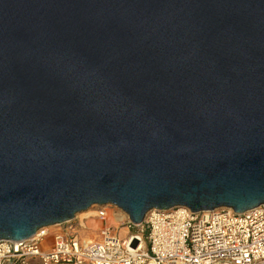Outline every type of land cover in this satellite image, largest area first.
Segmentation results:
<instances>
[{
  "label": "water",
  "instance_id": "1",
  "mask_svg": "<svg viewBox=\"0 0 264 264\" xmlns=\"http://www.w3.org/2000/svg\"><path fill=\"white\" fill-rule=\"evenodd\" d=\"M261 204L264 0H0V241Z\"/></svg>",
  "mask_w": 264,
  "mask_h": 264
},
{
  "label": "built area",
  "instance_id": "2",
  "mask_svg": "<svg viewBox=\"0 0 264 264\" xmlns=\"http://www.w3.org/2000/svg\"><path fill=\"white\" fill-rule=\"evenodd\" d=\"M107 206L95 205L93 218L106 222ZM120 221L138 229L119 240L109 224L92 235L72 220L56 232L46 227L27 239L2 240L0 264H264V204L241 213L154 209L138 225Z\"/></svg>",
  "mask_w": 264,
  "mask_h": 264
},
{
  "label": "rangeland",
  "instance_id": "3",
  "mask_svg": "<svg viewBox=\"0 0 264 264\" xmlns=\"http://www.w3.org/2000/svg\"><path fill=\"white\" fill-rule=\"evenodd\" d=\"M107 208L109 210L108 213L109 218L106 222L99 221L93 218L94 210H95L94 206L90 207L85 212L77 214L74 220L80 222L79 224L81 225L82 229H84V233L89 232V234L92 235L95 234L97 232V229L101 228L103 225L109 224L113 228H117L116 230L119 240L125 239L130 233L138 229V227L136 226H132L131 229H128L126 226H120L121 225L120 220L126 219L128 216L125 213H123L121 210L113 206H107ZM58 228H60V226L55 225L49 227V230L51 232L52 231L56 232L58 231ZM49 239L51 238L49 237ZM31 264H37V262L33 260Z\"/></svg>",
  "mask_w": 264,
  "mask_h": 264
},
{
  "label": "bare ground",
  "instance_id": "4",
  "mask_svg": "<svg viewBox=\"0 0 264 264\" xmlns=\"http://www.w3.org/2000/svg\"><path fill=\"white\" fill-rule=\"evenodd\" d=\"M96 235V234H95Z\"/></svg>",
  "mask_w": 264,
  "mask_h": 264
}]
</instances>
